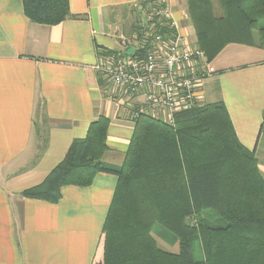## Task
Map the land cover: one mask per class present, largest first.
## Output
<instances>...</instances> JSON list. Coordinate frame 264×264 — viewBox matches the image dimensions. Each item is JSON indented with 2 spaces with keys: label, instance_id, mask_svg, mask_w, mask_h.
Instances as JSON below:
<instances>
[{
  "label": "crops",
  "instance_id": "crops-1",
  "mask_svg": "<svg viewBox=\"0 0 264 264\" xmlns=\"http://www.w3.org/2000/svg\"><path fill=\"white\" fill-rule=\"evenodd\" d=\"M154 1L69 0V13L78 18L43 26L25 17L21 0H0V264L102 261L114 175L98 174L85 188H62L57 204L21 194L40 185L100 116L110 121L102 161L122 164L133 121L108 100L95 66L102 49L120 50L113 26L129 35L133 5ZM165 1L179 32L195 45L185 0ZM206 72L203 103L225 107L264 179V50L229 44L207 62Z\"/></svg>",
  "mask_w": 264,
  "mask_h": 264
},
{
  "label": "trees",
  "instance_id": "trees-1",
  "mask_svg": "<svg viewBox=\"0 0 264 264\" xmlns=\"http://www.w3.org/2000/svg\"><path fill=\"white\" fill-rule=\"evenodd\" d=\"M21 1L34 24L56 26L78 18L70 15L69 0ZM185 4L195 46L206 62L229 44L264 50V0ZM109 125L103 116L93 121L45 180L22 197L57 204L62 188H85L96 175L111 174L116 186L102 226V261L96 264H264V179L222 104L203 103L178 114L173 126L140 115L118 167L102 161ZM155 224L177 243L176 253L157 247ZM198 237L200 261L192 254Z\"/></svg>",
  "mask_w": 264,
  "mask_h": 264
},
{
  "label": "built area",
  "instance_id": "built-area-1",
  "mask_svg": "<svg viewBox=\"0 0 264 264\" xmlns=\"http://www.w3.org/2000/svg\"><path fill=\"white\" fill-rule=\"evenodd\" d=\"M132 11L130 34L117 36L120 50L98 53L95 70L110 84L108 100L126 118L148 115L173 126L178 114L203 104L206 57L179 32L167 1L133 5ZM156 26L163 31L156 33Z\"/></svg>",
  "mask_w": 264,
  "mask_h": 264
},
{
  "label": "rangeland",
  "instance_id": "rangeland-1",
  "mask_svg": "<svg viewBox=\"0 0 264 264\" xmlns=\"http://www.w3.org/2000/svg\"><path fill=\"white\" fill-rule=\"evenodd\" d=\"M214 7H215V14L220 15L221 12H220L219 6L215 3ZM130 17H131V20L128 23V25L129 24L131 25V23H132V19H133L132 13H131ZM129 28H130V26H129ZM129 28H128V30L130 31ZM112 32H113V35L116 36V38H117V36L120 35V33H122L121 30H119L118 33L115 32L114 30H112ZM100 78H101V82H102L101 86L104 87V89H106V88L109 89L110 84L106 81V79L102 78V76H100ZM124 116H125V113H124ZM132 121H134V120H132ZM152 236H153L154 240L156 241L157 247L161 251L172 254L177 243L175 244L174 239H172L171 236L169 234H167L164 230H162V228L159 227L157 224H155L153 229H152ZM192 254H193V257L195 260L200 261V260H203V258H204L202 242H201L199 237L192 244Z\"/></svg>",
  "mask_w": 264,
  "mask_h": 264
},
{
  "label": "water",
  "instance_id": "water-1",
  "mask_svg": "<svg viewBox=\"0 0 264 264\" xmlns=\"http://www.w3.org/2000/svg\"><path fill=\"white\" fill-rule=\"evenodd\" d=\"M132 53V49H130L128 52H127V55L131 54Z\"/></svg>",
  "mask_w": 264,
  "mask_h": 264
}]
</instances>
